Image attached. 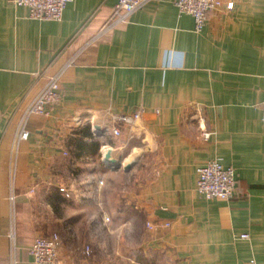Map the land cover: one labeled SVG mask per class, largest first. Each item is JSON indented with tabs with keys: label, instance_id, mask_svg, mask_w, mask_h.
<instances>
[{
	"label": "crops",
	"instance_id": "1",
	"mask_svg": "<svg viewBox=\"0 0 264 264\" xmlns=\"http://www.w3.org/2000/svg\"><path fill=\"white\" fill-rule=\"evenodd\" d=\"M221 1L231 9L208 12L199 31L177 0H148L100 32L117 0H70L58 21L0 0V264H34L28 249L48 232L61 239L58 264H100L73 245L108 233L104 216L128 224L144 264H264V0ZM55 74L60 102L24 121ZM136 111L132 127L107 124ZM85 123L93 138L74 133ZM108 148L119 167L102 160ZM147 151L154 164L120 194L134 165L123 166ZM211 159L234 169L229 200L196 191Z\"/></svg>",
	"mask_w": 264,
	"mask_h": 264
},
{
	"label": "built area",
	"instance_id": "2",
	"mask_svg": "<svg viewBox=\"0 0 264 264\" xmlns=\"http://www.w3.org/2000/svg\"><path fill=\"white\" fill-rule=\"evenodd\" d=\"M70 0H10L14 6H24L28 9V16L39 20H60L63 9ZM148 0H117L112 15L108 21L100 28V32L110 26L127 21L128 17L137 9L141 8ZM176 7L179 13L189 14L194 20L195 30L199 31L205 24L206 14L210 11L220 8L231 9L232 2L223 4L221 0H177ZM61 99L59 90V74L50 76L47 82L42 86L39 92L33 97L24 111V121L31 114H47L49 108L58 104ZM140 117V112H131L129 114L109 113L108 118L111 121L119 122L126 126L132 127ZM76 123H81L80 118H75ZM90 125L96 123L92 118L87 120ZM264 124V109L262 114ZM96 125V124H95ZM110 128V129H108ZM110 134L113 137L120 135L118 126L105 128L104 134ZM201 135L204 139L209 137V132L203 130ZM27 132L24 129V122L18 133V139H25ZM66 154V153H64ZM103 155V153H102ZM196 191L206 199L229 200L236 193L237 181L234 169L230 166H224L219 160L211 159L203 162L196 167ZM64 192L63 188H60ZM67 196V194L65 193ZM13 200V196H10ZM149 229L154 228L150 223H146ZM13 229L10 230L9 236L13 237ZM247 234H240V238H247ZM59 238L57 234L38 235L36 236L28 251L33 258L34 264H58L59 257ZM89 247L83 248V255L89 256ZM240 264H256L254 260L242 262Z\"/></svg>",
	"mask_w": 264,
	"mask_h": 264
},
{
	"label": "rangeland",
	"instance_id": "3",
	"mask_svg": "<svg viewBox=\"0 0 264 264\" xmlns=\"http://www.w3.org/2000/svg\"><path fill=\"white\" fill-rule=\"evenodd\" d=\"M155 159H153V154L149 153L148 151L143 153H140V157L133 160V169L130 172V175L125 176L123 179L122 176L120 177L119 183L120 184V194L126 193V187L128 182H132L133 175H134V169H135V177L138 180L142 178L143 176V170L144 167H151L154 164ZM121 170V167H120ZM101 180H99L100 182ZM107 215V214H105ZM106 218L104 222L102 223L104 227L107 228L105 232L109 231L108 233H104L102 237L98 238L99 240H96L95 238L92 239H86L85 241H76L73 247L77 251L78 254H80V250L82 247H89L90 253L89 256H85V258H89L93 261H97L100 264H133V258L135 257L138 259L137 261L140 264L143 263V257L141 254V250L139 247V240H134L132 238L128 237V224H119L115 223L112 224L110 222V219L108 220L109 216H104ZM119 231L120 237L115 238L113 237L112 231ZM57 234L59 238V243L61 244L60 236L57 232H48L46 234ZM91 246V247H90ZM83 254V252H82ZM153 259L151 264H165L160 261V258L157 256H152Z\"/></svg>",
	"mask_w": 264,
	"mask_h": 264
},
{
	"label": "water",
	"instance_id": "4",
	"mask_svg": "<svg viewBox=\"0 0 264 264\" xmlns=\"http://www.w3.org/2000/svg\"><path fill=\"white\" fill-rule=\"evenodd\" d=\"M93 132H94V134H96V135H101V134H102V131H101V129L99 128V126H98V125H95V124L93 125ZM102 160H103V161L105 162V164H106L108 167H110V168H112V167H116V168H117V167H119V166L121 165L120 160H117V159L111 157V155H110V149H109V148L106 149V150L103 152ZM132 164H133V162H130V163L124 165L123 168H124L125 170H127V169H129V168L132 166Z\"/></svg>",
	"mask_w": 264,
	"mask_h": 264
},
{
	"label": "trees",
	"instance_id": "5",
	"mask_svg": "<svg viewBox=\"0 0 264 264\" xmlns=\"http://www.w3.org/2000/svg\"><path fill=\"white\" fill-rule=\"evenodd\" d=\"M86 124L87 123L77 126L79 128H77L74 133L75 134L80 133L81 135H86V136H89V138H93V133H92V131H90L89 124H87V125ZM92 143H93L94 148H97L99 146V143L96 141H92Z\"/></svg>",
	"mask_w": 264,
	"mask_h": 264
}]
</instances>
